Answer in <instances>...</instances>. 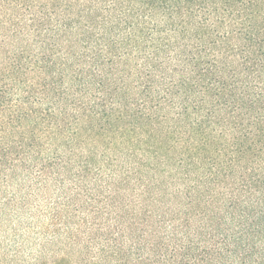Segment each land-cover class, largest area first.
<instances>
[{
	"label": "trees",
	"instance_id": "16d2710c",
	"mask_svg": "<svg viewBox=\"0 0 264 264\" xmlns=\"http://www.w3.org/2000/svg\"><path fill=\"white\" fill-rule=\"evenodd\" d=\"M72 254L264 264V0H0V264Z\"/></svg>",
	"mask_w": 264,
	"mask_h": 264
},
{
	"label": "rangeland",
	"instance_id": "374dc122",
	"mask_svg": "<svg viewBox=\"0 0 264 264\" xmlns=\"http://www.w3.org/2000/svg\"><path fill=\"white\" fill-rule=\"evenodd\" d=\"M75 261H78V263H75ZM83 264L84 260L80 258L79 254H72L70 256H67L66 259L61 260L58 262V264Z\"/></svg>",
	"mask_w": 264,
	"mask_h": 264
}]
</instances>
